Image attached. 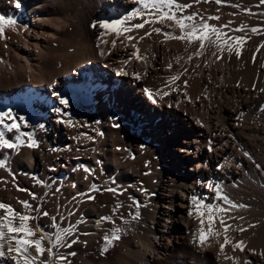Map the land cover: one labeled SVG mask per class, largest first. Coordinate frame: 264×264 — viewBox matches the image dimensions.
Instances as JSON below:
<instances>
[{
	"label": "bare ground",
	"instance_id": "6f19581e",
	"mask_svg": "<svg viewBox=\"0 0 264 264\" xmlns=\"http://www.w3.org/2000/svg\"><path fill=\"white\" fill-rule=\"evenodd\" d=\"M178 2L192 5L184 14L197 13L196 23L202 17L247 42L239 48L233 42L231 54L217 53L222 59L211 48L189 60L198 42L167 39L163 33L181 35L172 20L129 31L124 24L92 27L127 16L141 7L136 0H0V17L15 22L0 37V113L9 112L20 125L0 130L23 141L0 147V202L29 215L21 202L38 201L33 218L48 231L38 224L33 229L30 219L31 239L54 233L53 218L59 228H72L55 247L54 235L44 238L52 252L30 250L34 264L46 254L47 264H234L225 256L235 264H264V48L256 51L264 44V3ZM173 76L179 78L171 83ZM146 88L170 94L154 102ZM110 89L107 104L99 103ZM115 92L131 95L132 106ZM209 184L246 206L227 214L213 210L244 251L229 244L220 252L219 219L215 227L222 234L198 243L201 213L209 210L194 207L192 197L222 204ZM114 228L120 238L103 251ZM0 264L14 262L5 257Z\"/></svg>",
	"mask_w": 264,
	"mask_h": 264
},
{
	"label": "snow or ice",
	"instance_id": "6c2138e0",
	"mask_svg": "<svg viewBox=\"0 0 264 264\" xmlns=\"http://www.w3.org/2000/svg\"><path fill=\"white\" fill-rule=\"evenodd\" d=\"M137 3L141 5V7L134 9L130 12L127 16L122 17L120 20L116 21H100L94 23L92 25L93 28L99 27L100 29H115L116 25L124 24V31H129L132 28L140 29L144 28L146 24H164L165 20H172L175 24L180 28L181 35L176 36L173 32H166L163 33L167 39H176L187 41L188 45H194L198 42L197 50L188 57L191 60L194 56L203 55L204 51L207 49L215 48L216 51L212 52L213 56H217L219 52L232 53L234 51L233 42L235 43L236 47L239 48L241 44L247 42L248 37H231L227 33L222 31V28H216L214 26H210L207 22L203 21L201 17L200 23H196V19L198 14L193 13L190 15H185L184 12L187 8L191 7V4H182L179 3L178 0H136ZM194 2H198V0H194ZM207 2V0H205ZM220 2V0H217ZM264 3V0H261ZM19 7V5H17ZM140 18L142 22L132 24L131 21L134 18ZM209 19H218V17H210ZM14 21H5L3 17H0V37H2L5 33V29L13 25ZM223 27H227L226 25ZM243 28L236 29L234 31H243ZM153 32L157 34L161 33L160 28H153ZM253 33L261 32V30L257 28L250 29ZM105 32L101 33V36L105 35ZM151 32L146 33V35H150ZM132 37H129L131 39ZM103 43H107V41H102ZM115 44V41H113ZM260 48H264V44L258 46L256 51H259ZM236 56H240V51L235 52ZM139 58V56L137 57ZM218 59H222V56H217ZM255 59V57H254ZM171 68V64L169 65ZM137 78H139V74L137 73ZM179 77L173 76L171 77V83H174ZM170 84H166V87H169ZM264 91V90H262ZM145 93L149 99L155 102L156 95H159L160 98L163 96L169 95V92L163 91L162 89L156 90L155 94L152 90L145 89ZM60 103L67 105V100L61 98ZM22 119V118H21ZM6 120L13 121L12 123H6ZM16 118L12 117L9 112H2L0 113V128L7 130V132H11L13 130H18L20 125L15 122ZM4 130H0V147L12 149L19 147V144H22L23 141L20 140L19 136L16 137V141L19 143L14 142L6 137V133ZM28 147H34L35 142L32 141L28 143ZM3 162L0 161V167H3ZM208 187L215 192V196L213 199L221 201L222 204H205L202 199H197V197L193 196V206H202L209 210V213H201V218L199 221V228H198V243L201 246H204L209 239H214L215 237L220 236L222 233L216 229L215 223L216 220L219 219L220 227L223 229V243L219 240H216V243L219 244L220 252L223 253L225 246L231 244L233 251L239 249L240 251H244V242L238 241L236 243H232L230 237L227 235L231 225H228L226 221L223 219L222 216H217L215 213H224L227 214L233 208H240L246 207L242 204H236L229 199V197L223 193V189L220 185H211L209 184ZM108 191H114L113 189H108ZM35 198V194H31ZM90 199L92 197H89ZM22 205L26 209H30L31 205L28 204L26 201L21 202ZM223 205H227L224 207ZM119 205H117V208ZM0 210H3L2 214H0V258L8 257L13 260L14 264H34L35 257L31 256L30 250L34 247L37 255H43L44 251L52 252V248L45 249L43 247V240L45 237L48 239H52V236H55L53 241V247L59 244L66 235H69L72 231L71 226L69 228H59L56 224V218H53V224L51 227L54 229V233H47L45 235L37 238L31 239L35 234L31 230L28 225V221L33 219L30 215L26 213H19L16 212L10 205H5L0 202ZM214 210V211H213ZM192 215V213H189ZM42 215L47 216L48 213H43ZM207 215V229L205 230V219L204 216ZM139 213L137 212L133 218H138ZM231 219V217H229ZM103 220H109V217H103ZM242 219V218H241ZM18 221V223H17ZM6 230V231H5ZM239 231H243L244 229H237ZM41 231H44L42 228ZM15 234H23L20 235H12ZM120 229L114 228L111 235H105L104 242L105 247L103 251H107V247L111 245L113 240H118ZM13 242L14 245L13 246ZM75 242V241H73ZM70 246V245H65ZM6 249V250H5ZM254 251V250H253ZM15 253V255H13ZM264 255V253H262ZM64 259V257H61ZM225 259L233 260L235 264V257L225 256ZM245 264H249V262H245Z\"/></svg>",
	"mask_w": 264,
	"mask_h": 264
},
{
	"label": "rangeland",
	"instance_id": "374dc122",
	"mask_svg": "<svg viewBox=\"0 0 264 264\" xmlns=\"http://www.w3.org/2000/svg\"><path fill=\"white\" fill-rule=\"evenodd\" d=\"M248 1H252V0H248ZM58 45H59V43H58ZM57 47V46H56ZM45 49V48H44ZM26 66H27V63H26ZM118 78L117 77H114V80H117ZM118 84H119V80H118V83H117V86H118ZM125 90V89H124ZM111 91H113V90H109V92L107 93V98L105 99V100H99V103H105V104H107V102L109 101L108 99H110V97L111 96H113V95H110V94H112L111 93ZM96 95H97V93H96ZM114 95H116V96H118L119 98H121V99H123V100H125V101H127V103H128V105H129V101H130V96L129 95H126V96H124V95H122V94H119V93H116L115 92V94ZM98 96H99V92H98ZM126 98V99H125ZM132 99H134V98H132ZM131 102H133V101H131ZM130 107L132 106L131 104L129 105ZM132 108H125V115L127 116V117H129L130 116V114H131V110ZM121 114V113H120ZM125 115H123V114H121V117H119V116H117V118H120L119 120H122L121 122L122 123H126V120H124L126 117H125ZM37 202V203H36ZM29 205H31V208L30 209H27V211H28V213H29V215L31 216V217H33L34 215H36L38 212H39V207H38V201H32L31 203H29ZM43 212L41 213V216H44V215H42L43 213H48V211H47V209H43L42 210ZM44 217H48V215L47 216H44ZM33 222V223H32ZM34 224H36V222H35V220H34V218L32 219V221H31V225L33 226V229H36L37 228V226L38 227H40V229H46L47 231H48V227H47V224H44V225H39L38 223V225L36 226V225H34ZM39 229V230H40ZM45 249H48V246L46 245L45 247H44ZM64 248H66V246L65 245H63V246H61V249H64ZM31 251L32 252H34V253H36L37 254V252H35L36 250L34 249V248H32L31 249ZM61 254H63V253H61ZM50 260V256L49 255H47L46 254V256H45V259H44V262H43V260H42V263L40 262L39 264H47L46 262L47 261H49Z\"/></svg>",
	"mask_w": 264,
	"mask_h": 264
}]
</instances>
